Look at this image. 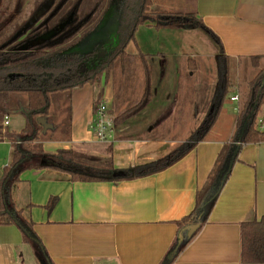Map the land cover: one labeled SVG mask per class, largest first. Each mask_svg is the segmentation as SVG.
<instances>
[{
	"label": "crops",
	"instance_id": "obj_1",
	"mask_svg": "<svg viewBox=\"0 0 264 264\" xmlns=\"http://www.w3.org/2000/svg\"><path fill=\"white\" fill-rule=\"evenodd\" d=\"M152 1L166 10L175 7L170 3L172 0H164L163 3L161 0ZM178 1L190 4L189 11H185L186 8L180 11L195 13L217 36L223 53L230 60L238 64L240 59L262 56L260 61H264V0ZM154 29L162 33L155 42L157 45L152 42L145 47L151 48L148 53L141 52L152 65L153 98L141 113L161 114L170 105L175 111L182 109L181 103L189 104L185 97L183 99L177 82L181 75H185L184 81L193 79L196 65L194 62L193 68L189 69L193 60L187 55L198 49H208L201 36L200 45L192 37L189 40L184 34L186 29ZM129 45L135 48L136 38L127 45L131 52ZM217 46L218 54V43ZM175 90L176 101L173 99ZM96 94V86L90 83L72 88L70 137L68 140H42L46 153L75 146L97 155L111 144L117 172L169 154L164 153L154 159L149 153H140L146 145L165 143L154 135L163 127L167 119L164 117L153 122H158L157 125L146 126V136L142 138L124 136L116 139V131L122 133L127 120L114 126L115 139L112 142H96L89 131ZM156 94L161 101L150 111L148 107L159 99ZM11 95L8 99V125H4L2 120V132L6 136L0 140V175L11 158L12 146L7 135L19 133L25 124L27 98L24 103L14 98V107H10ZM103 96L108 98L111 106L113 90L110 82L103 87ZM229 120L228 125L222 128L211 127L203 140L171 165L134 178L80 181L71 180L68 174L49 167L26 169L20 174L14 200L32 220L33 229L52 264H161L177 236L176 222L191 212L196 193L206 183L223 144L234 136L236 116ZM59 129L47 130L57 134ZM115 142L126 146L125 150L117 151V155ZM124 154L128 156L126 159H123ZM51 199L53 205L49 208L47 203ZM263 216L264 142L247 143L241 146L205 223L175 255L171 264H264L242 262L240 256V224ZM30 247L23 242L17 227L0 225V264H39Z\"/></svg>",
	"mask_w": 264,
	"mask_h": 264
},
{
	"label": "trees",
	"instance_id": "obj_2",
	"mask_svg": "<svg viewBox=\"0 0 264 264\" xmlns=\"http://www.w3.org/2000/svg\"><path fill=\"white\" fill-rule=\"evenodd\" d=\"M142 1L143 6L136 16L133 15L132 11L127 10L130 12L125 15V26L123 25L124 28L121 30L123 36L121 35L122 38L111 55L101 61L96 69L79 77L75 74V68L79 61L75 60L73 56H66L59 52V46L69 40L76 30L65 32L61 40L53 41L46 46H38L36 50L30 53L2 52L0 50V81L6 82L5 85L0 86V140L6 136L2 132V120L10 112L9 95L13 92H24L27 97L24 127L19 133L7 135L11 142L12 152L9 162L2 168L0 175V225L17 227L23 242L31 246L39 264L43 259L48 264L52 263L48 260L42 242L33 229L32 220L24 214L23 208L17 207L13 198V192L23 171L49 167L68 174L71 180L80 181H116L159 171L181 158L197 142L203 140L219 114L221 103L228 89L233 86L229 72L230 58L223 53L217 36L204 26L195 13H174L158 9L150 12L151 0ZM129 2H133V0H127V5ZM77 12L79 11L77 10ZM77 14L79 15V13ZM146 20H150L156 29L202 28L218 43L219 52L216 55L218 82L211 107L201 125L192 132L186 141L174 148L167 156L147 164L123 169L124 175L120 177L113 176L117 169L113 165L111 144L106 145L97 155L75 146L58 148L54 153H46L42 146V140H68L70 137L69 104L65 124H61L55 136L47 135L48 130L43 132V126L37 122V117H45L50 122L49 109L52 99L58 94L64 96L65 100L69 102L73 87L90 83L97 88L95 99L97 103L103 93V87L109 73L112 72L114 75V92L109 113L112 115V112H115L113 116L114 126L139 115L142 109L151 102L153 98L152 65L145 54L141 52L134 54L127 49V45L135 41L136 30ZM6 57L12 59L6 62L4 60ZM261 58L262 56L247 58L252 62L251 66L258 68V71L247 83V90L245 96L242 97L241 106L238 104L234 136L229 142L223 144L206 183L196 193L195 204L191 212L176 222L178 232L188 224L199 222L200 228L205 223L230 175L241 146L247 143L264 142V62L259 65ZM193 63L190 62L189 69L193 68ZM138 70L141 72L140 78L137 76ZM68 77H75L74 81L67 82ZM157 123L155 122V125ZM56 127L54 125L52 130H55ZM52 205L53 199L47 203L49 208ZM191 238L184 239L178 245L177 253ZM240 241L242 262L264 263V216L259 220L246 221L240 224ZM176 244L177 236L170 250Z\"/></svg>",
	"mask_w": 264,
	"mask_h": 264
},
{
	"label": "rangeland",
	"instance_id": "obj_3",
	"mask_svg": "<svg viewBox=\"0 0 264 264\" xmlns=\"http://www.w3.org/2000/svg\"><path fill=\"white\" fill-rule=\"evenodd\" d=\"M104 1L106 2V0ZM161 2L163 3L164 0H161ZM170 3L175 5V7L173 6L172 9L166 10L163 9L162 6L159 8V6L154 4V2L151 0L150 11H153V9H158L160 11L184 13L180 11V9L186 8L185 11H189L191 7L190 4H185L183 1L178 0H172L170 1ZM184 34L188 35L189 40H191V37L194 39V41L197 40V43H195L198 45H200L199 37L201 36L203 38L202 43H204L206 45V48L208 49H198L194 52V54L190 53L187 55L190 58L192 56V62H195L196 65L193 73V79L191 81H184L185 75H181V77L179 78L180 81L177 82L179 90L183 92V99L185 97V102H189V104H186L185 106L181 103L180 107L182 109H176L175 111L174 107L170 105L167 108L165 107V110H167H164L165 112L161 114H156L153 112L140 113L139 115L128 119L124 126H122V133L116 131V135L114 128V135L116 136V139L123 138L124 136L130 138H142L146 136V131L144 129L146 126H153V124L155 125V123L153 122L158 118L160 120V117L167 118L164 121L163 127L154 134L155 137H160L162 138V140H165V143L155 146L146 145V147H144L140 152L149 153V155L154 157V159L164 153H170L175 147L181 145L184 141H186L192 134V132L201 125L208 110L211 107L212 99L215 94V87L218 82V65L216 60V54L218 51L217 43L212 38H210V36H208L202 28H186ZM161 36V31L155 30L152 26V22L150 20H146L145 23L141 25L136 31L135 38L137 41V46L133 48L129 45V48L131 49L129 50L134 54H136L135 52L138 53L143 51H146L148 53L151 48L146 49L145 47L152 42H154L153 44L157 45L155 42L158 41ZM140 43L142 44L141 46ZM180 51L184 52L182 49H180ZM150 52L152 53L154 51L151 50ZM263 62L264 61H260L259 65H262ZM251 64L252 62L248 59H240L238 64H236V62H234L233 60L229 61V72L230 78L233 82V86L228 89V92L224 97L223 102L221 103L219 114L211 127H215L216 129H218L219 127L222 128L223 126L228 125V122H230L229 119H231V117L233 118L234 116H236L238 104L239 106H241V101L243 99L242 97L245 96L247 83L258 71V68H253ZM185 69L186 65L183 67V70ZM137 76L139 78L141 77L140 70H138ZM113 77V73L110 72L105 85L110 82L112 85V90L114 92ZM5 84L6 82L0 81V86ZM158 90L160 89L158 88ZM163 92H165V90H163ZM11 94V97L13 98H10V107H14V103H12L15 102L14 98H19L22 103H24L25 99L27 98L24 92H13ZM235 94L238 95L239 101H233L230 99V97ZM176 95L177 91L175 92V94H173V99H175V101L177 100ZM156 97H158L157 94ZM160 101L161 100L159 98L155 104L148 107V110L150 109V111H153ZM68 104L69 102L65 100L64 96H60L59 94L57 95V97L52 99L49 121L52 122L53 125L57 126L55 130L60 128L62 123L65 124L66 117L68 116ZM170 110L171 113H169ZM114 115L115 112H112V116ZM258 119L259 116L257 117V121ZM52 132L53 131L50 132L48 130L46 134L55 136L56 134ZM114 145L116 149L115 155H117V151H119L120 149L125 150L126 148V146H121L117 142H115ZM126 155L127 154H124L123 159H126L128 157ZM14 196L15 191L13 192V198ZM21 204L22 203L20 202L19 205ZM31 250L33 251L32 248Z\"/></svg>",
	"mask_w": 264,
	"mask_h": 264
},
{
	"label": "flooded vegetation",
	"instance_id": "obj_4",
	"mask_svg": "<svg viewBox=\"0 0 264 264\" xmlns=\"http://www.w3.org/2000/svg\"><path fill=\"white\" fill-rule=\"evenodd\" d=\"M126 1L0 0V50L2 52L16 51L30 53L36 50L38 46H46L53 41L61 40L65 32L76 30L69 40L59 46V52L68 56L69 54H65L64 51L93 30L104 12L110 7L118 16L120 42L121 35L123 36L121 30L124 28L126 22L125 15L132 11L133 15L135 14L136 16L143 6L142 0H133V2H129V5H127ZM154 11L156 10L153 9L150 12ZM95 54L96 51L82 57L70 55L79 61L75 68L77 77L91 72L98 67L99 64L94 68L92 67ZM110 55L106 56L103 60L107 59ZM11 59L6 57L4 60L7 62ZM74 78L68 77L66 81L72 82L71 80Z\"/></svg>",
	"mask_w": 264,
	"mask_h": 264
},
{
	"label": "water",
	"instance_id": "obj_5",
	"mask_svg": "<svg viewBox=\"0 0 264 264\" xmlns=\"http://www.w3.org/2000/svg\"><path fill=\"white\" fill-rule=\"evenodd\" d=\"M118 29L119 23L117 13L113 12L112 8L110 7L104 12L94 29L80 38L76 44L66 49L64 53L82 57L86 54H91L92 52L96 51L94 60L92 62V67L94 68L101 62V60L111 54L113 49L118 45ZM37 122L43 126V132H45L47 129L53 128L52 123L48 122L45 117H37ZM123 175L124 173L121 171L115 172L113 174L114 177H120ZM199 226L200 223L196 222L188 224L182 228L177 235V244L166 254L161 264H171L177 253L178 245L184 239L191 238ZM40 263L48 264L46 260H41Z\"/></svg>",
	"mask_w": 264,
	"mask_h": 264
},
{
	"label": "built area",
	"instance_id": "obj_6",
	"mask_svg": "<svg viewBox=\"0 0 264 264\" xmlns=\"http://www.w3.org/2000/svg\"><path fill=\"white\" fill-rule=\"evenodd\" d=\"M230 99L238 101V95H232ZM8 123V116L6 115L3 118V124L8 125ZM89 131L93 134L96 142L108 143L115 139L113 116L109 113V100L105 96L96 103Z\"/></svg>",
	"mask_w": 264,
	"mask_h": 264
}]
</instances>
